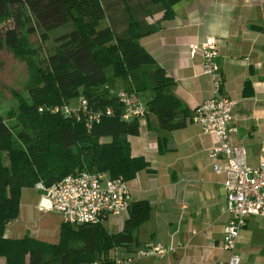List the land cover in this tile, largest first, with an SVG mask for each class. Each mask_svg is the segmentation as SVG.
Masks as SVG:
<instances>
[{
  "label": "trees",
  "instance_id": "1",
  "mask_svg": "<svg viewBox=\"0 0 264 264\" xmlns=\"http://www.w3.org/2000/svg\"><path fill=\"white\" fill-rule=\"evenodd\" d=\"M133 1L0 0V49L12 51L30 70L27 96L16 97L15 107L0 115V264H115L107 256L110 249H129L137 243L136 230L150 211L146 200L130 202L116 232L100 223L61 221L54 244L27 232L19 238L4 236L6 225L18 215L23 187L37 181L48 186L79 170L128 180L145 168L142 157L130 154L126 138L138 134V122L120 118V103L104 87L105 66L111 67L112 76L126 80L133 93L150 91L144 106L159 128L179 129L187 122L188 109L166 91L173 80L138 43L157 28L144 16L158 9L160 19H169L179 0H148L142 3L140 18L127 12L119 31L111 24L98 28L106 13L121 7L129 11ZM63 26L69 29L54 35L43 55L28 41L35 32L40 42L46 41L49 33ZM79 94L95 109L109 108V114L103 113L89 129L79 121L37 110ZM241 94H250L246 81Z\"/></svg>",
  "mask_w": 264,
  "mask_h": 264
},
{
  "label": "crops",
  "instance_id": "2",
  "mask_svg": "<svg viewBox=\"0 0 264 264\" xmlns=\"http://www.w3.org/2000/svg\"><path fill=\"white\" fill-rule=\"evenodd\" d=\"M145 2L140 0L141 4ZM172 11V17L166 20L160 19L158 9L144 16L157 28L140 38V46L173 80L166 91L188 109L187 122L179 129L165 130L158 127L152 113L146 112L138 134L126 137L130 154L146 163L126 180L130 201L146 200L150 211L140 224L137 243L129 249L121 246L119 256H107L121 259V264H225L228 252L220 249L228 216L224 177L212 171L206 155L216 138L202 133L189 120L193 108L210 97L211 87L202 73L201 57L198 53L189 55L187 45L199 43L206 36L215 39L220 92L236 101L231 113L236 130L229 140L243 146L245 162L255 166L264 137V0H179ZM245 81L250 87L247 96L241 94ZM37 200L38 192L33 187H23L17 217L20 212L23 218L39 212ZM125 216H109L110 224L118 226L113 232L121 229ZM28 231L26 224L21 228L9 223L4 236L19 238ZM152 245L170 250L163 255L135 254L136 249ZM235 250L238 264H264L262 219L246 220Z\"/></svg>",
  "mask_w": 264,
  "mask_h": 264
},
{
  "label": "built area",
  "instance_id": "3",
  "mask_svg": "<svg viewBox=\"0 0 264 264\" xmlns=\"http://www.w3.org/2000/svg\"><path fill=\"white\" fill-rule=\"evenodd\" d=\"M187 49L189 55L199 54L202 73L210 82V97L193 108L189 120L202 133L213 134L216 138V143L207 149L206 155L211 161L212 171L222 173L224 177L222 184L228 216L222 227L220 249L228 252L225 264H238L240 258L235 247L246 220L258 217L264 221V137L259 144L257 164L248 165L244 147L229 140L236 130L231 114L236 101L220 92L215 39L206 36L199 43L188 44ZM104 87L108 95L120 103V118L125 122L137 121L140 127L146 108L137 100L135 93ZM37 110L79 121L86 129L97 123L103 113L109 114V108L95 109L81 94L72 102L40 106ZM33 188L39 193V210L58 213L63 222L72 225L96 224L106 216L126 214L131 202L126 180L121 176L112 178L106 172L79 170L48 186L37 181ZM169 250L168 247L152 245L136 249L135 254L163 255ZM114 261L115 264L122 263L121 259Z\"/></svg>",
  "mask_w": 264,
  "mask_h": 264
},
{
  "label": "rangeland",
  "instance_id": "4",
  "mask_svg": "<svg viewBox=\"0 0 264 264\" xmlns=\"http://www.w3.org/2000/svg\"><path fill=\"white\" fill-rule=\"evenodd\" d=\"M103 1V0H101ZM148 1V0H141ZM128 10L124 8H119L112 12L106 13L99 21V27H103L107 24H111L112 28L119 31L125 21L126 15L130 12L135 18H140L143 14V5L140 3V0L131 2L128 5ZM128 12V13H127ZM10 23H5V26ZM68 26L60 27L51 33H49L48 39L46 41L40 42L38 34L32 33L28 35V41L32 43L35 47H39L41 55H43L49 47L53 44L52 37L64 30H68ZM143 37V36H142ZM141 38V37H140ZM140 38L138 43L140 44ZM103 72L106 76L105 85L112 89L113 91L126 90L128 91V84L126 80L114 77L111 75V67L105 66ZM30 78V70L26 63L19 57L12 53V51L7 50L2 47L0 49V115L3 116L6 111L15 107V98L16 97H26V84ZM137 99L141 102H144L150 97V91L144 90L139 91L136 94ZM74 98L68 99L67 102H72ZM101 140H106L102 138ZM39 194V193H38ZM110 217H106L103 221V226L110 232L116 230L118 226L110 224ZM61 222V216L55 214L54 212H42L41 210L37 212L29 213L25 218H23L21 212L19 216L9 223H16L21 228H24L25 224L29 229L28 232L34 234L35 239L43 241L47 244H54L58 240V225ZM8 223V224H9ZM7 224V226H8ZM17 228V227H16ZM27 232V233H28ZM21 233V232H20ZM136 235L140 238V226L136 230ZM31 236V235H30ZM38 236V237H37ZM123 252V247L118 246L116 248L110 249L108 253L113 256L116 253L119 256Z\"/></svg>",
  "mask_w": 264,
  "mask_h": 264
}]
</instances>
